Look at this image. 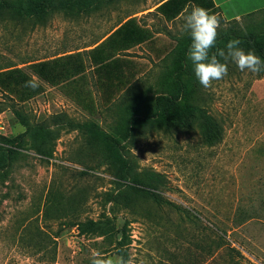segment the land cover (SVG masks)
I'll return each instance as SVG.
<instances>
[{"label": "rangeland", "instance_id": "374dc122", "mask_svg": "<svg viewBox=\"0 0 264 264\" xmlns=\"http://www.w3.org/2000/svg\"><path fill=\"white\" fill-rule=\"evenodd\" d=\"M163 1L84 0L0 23V66L17 65L44 87L21 104L26 119L0 103V264H91L94 250L135 264H264V72L229 62L228 75L204 89L182 30L193 6L168 21L156 12ZM213 14L223 49L248 21ZM131 18L147 42L123 52L135 78L111 88L93 77L91 50ZM241 47L264 59V39ZM56 60L52 74L69 81L52 86L35 66ZM172 93L213 118L218 143L209 146L197 123L195 132L158 125L160 99ZM144 168L167 175L165 196L178 208L146 198Z\"/></svg>", "mask_w": 264, "mask_h": 264}, {"label": "trees", "instance_id": "16d2710c", "mask_svg": "<svg viewBox=\"0 0 264 264\" xmlns=\"http://www.w3.org/2000/svg\"><path fill=\"white\" fill-rule=\"evenodd\" d=\"M78 4L84 6V0H0V23L6 21L10 15L19 16L24 20L32 17H44L47 11L53 7L56 9H71L77 7ZM189 5H200L209 9L212 13L216 9L212 0H165L158 4L156 12L166 20L172 21L178 18ZM263 14L264 10L243 17L248 21L246 29H232L230 33H225L227 38H239L246 45H251V43L264 39V31L262 30L264 28V20L255 21L259 15ZM146 41V31L137 26L136 19H130L121 25L106 41L91 52L94 59L99 57V59L96 58L95 68L98 80L110 85L117 79L120 88L127 86L129 84L128 79L120 77L127 62L124 58L125 55L120 54L119 57H116L115 54L108 50L106 51V49L111 44V46H123L125 43L142 44ZM260 54H263V51ZM57 64H59V60L52 64L41 61L36 64L35 72L40 79L51 85L57 84L59 79L60 82L66 81L67 79L64 76L52 74V70ZM182 69L183 63L180 65V81L182 79ZM29 80H33V77L18 68L17 65L6 64L0 66V99L3 101L0 103L7 104L15 116L21 119H26L21 104L34 99L44 91L42 83H39V87L36 90L25 87L26 82ZM160 101L162 105L155 118L164 131L169 132L172 127H175L183 132L186 130L195 132L196 130L192 127L194 123H197L200 133L209 146L219 142L221 127L202 108L193 106L181 107L177 103L178 96L175 93L161 98ZM92 129L102 139L101 141H109L110 137L108 134L100 130L99 127L92 126ZM104 159L109 161L108 157ZM124 167L126 168L127 164L124 163ZM81 175L84 176L87 173L82 172ZM141 178V183L144 187L143 191L147 199L152 200L159 206L171 205L177 207L165 196V191L169 189V180L166 174L152 168H144L142 169ZM230 249L236 251L234 248Z\"/></svg>", "mask_w": 264, "mask_h": 264}, {"label": "clouds", "instance_id": "9594fccd", "mask_svg": "<svg viewBox=\"0 0 264 264\" xmlns=\"http://www.w3.org/2000/svg\"><path fill=\"white\" fill-rule=\"evenodd\" d=\"M220 26L221 18L200 5L193 6L183 17L182 30L188 33L191 40L186 60L190 62L196 80L204 89L211 88L214 81L222 80L228 75L229 62L235 64L241 72L247 71L252 74L264 72V59L254 50L246 51L242 48L241 39H230L223 49L217 47ZM25 87L36 90L39 82L34 79L29 80ZM91 264H135V262L131 256L127 259L123 256L106 257L99 250H94Z\"/></svg>", "mask_w": 264, "mask_h": 264}, {"label": "crops", "instance_id": "0c3cea01", "mask_svg": "<svg viewBox=\"0 0 264 264\" xmlns=\"http://www.w3.org/2000/svg\"><path fill=\"white\" fill-rule=\"evenodd\" d=\"M212 1L215 5V8L219 11V14L221 15V17L226 21L240 20L247 15L254 14V13H257L259 11L264 10V0H212ZM157 6H156V8H157ZM131 19H133V18H131ZM134 19H136V18H134ZM128 20H130V19H128ZM128 20H126L125 22H127ZM125 22L118 25L102 41H100L99 43H96L94 45V47L92 48V50L95 49L97 46H99L104 41H106ZM146 42H144V43H146ZM144 43H142V44H144ZM142 44L125 43V45H123V46H121V45L120 46H116V45L111 46L112 45L111 44V45H108L106 51L108 50V51L112 52V50H119L120 48L127 47V50H125V51L120 50L121 53L115 54L116 57L117 56L119 57L120 54H124L123 52H128L129 49H131L133 47L140 46ZM92 50H91V52H92ZM112 53L114 54V52H112ZM96 58L99 59V57H96ZM96 58L94 59V57L91 56V68H92L93 77L94 78L96 77L98 80L97 74L95 73ZM124 58H125V61H127V62L124 66L125 68L123 69L122 76H120V77L122 79L123 78L128 79V82H131V80L133 78H135V71H134L135 62L132 60V58H129L126 55ZM57 59H59V58H57ZM59 70L62 71V68L60 65H59ZM85 73L84 72H76V74L75 73H72V74H75L76 76H79V75L83 76V75H85ZM67 81H69V80L61 81L60 84L65 83ZM113 82L114 83L110 84L109 87L115 88V89L118 87L119 89H121L120 85L117 83V79H115ZM52 86H55V84H53Z\"/></svg>", "mask_w": 264, "mask_h": 264}]
</instances>
